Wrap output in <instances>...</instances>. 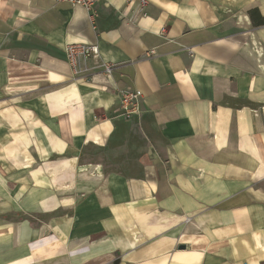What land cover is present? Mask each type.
<instances>
[{
    "label": "crops",
    "instance_id": "obj_1",
    "mask_svg": "<svg viewBox=\"0 0 264 264\" xmlns=\"http://www.w3.org/2000/svg\"><path fill=\"white\" fill-rule=\"evenodd\" d=\"M253 9L0 0V264H264ZM71 43L100 54L73 69ZM125 89L144 96L129 118Z\"/></svg>",
    "mask_w": 264,
    "mask_h": 264
},
{
    "label": "built area",
    "instance_id": "obj_2",
    "mask_svg": "<svg viewBox=\"0 0 264 264\" xmlns=\"http://www.w3.org/2000/svg\"><path fill=\"white\" fill-rule=\"evenodd\" d=\"M69 2L73 5H79L84 7L91 16H93V11L99 0H58ZM144 1L138 9V13L144 15ZM100 54L99 46L97 44H81V43H71L66 47V55L69 63L75 69L77 67L78 61L81 58H87L89 56H98ZM112 66L110 64H104V71L110 73ZM143 93L137 89H125L122 90L120 96V110L126 118L133 115H138L142 111L143 106Z\"/></svg>",
    "mask_w": 264,
    "mask_h": 264
},
{
    "label": "trees",
    "instance_id": "obj_3",
    "mask_svg": "<svg viewBox=\"0 0 264 264\" xmlns=\"http://www.w3.org/2000/svg\"><path fill=\"white\" fill-rule=\"evenodd\" d=\"M250 15L255 25H264V15H262L257 9L251 10Z\"/></svg>",
    "mask_w": 264,
    "mask_h": 264
},
{
    "label": "water",
    "instance_id": "obj_4",
    "mask_svg": "<svg viewBox=\"0 0 264 264\" xmlns=\"http://www.w3.org/2000/svg\"><path fill=\"white\" fill-rule=\"evenodd\" d=\"M185 246H181V248H184Z\"/></svg>",
    "mask_w": 264,
    "mask_h": 264
}]
</instances>
